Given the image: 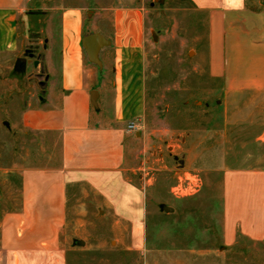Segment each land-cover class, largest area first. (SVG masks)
Listing matches in <instances>:
<instances>
[{
	"label": "rangeland",
	"instance_id": "obj_1",
	"mask_svg": "<svg viewBox=\"0 0 264 264\" xmlns=\"http://www.w3.org/2000/svg\"><path fill=\"white\" fill-rule=\"evenodd\" d=\"M27 5L22 20L28 13L37 17L19 51L0 54V222L3 214L19 209L20 169L47 156L30 151L35 135L21 127V119L46 94V26L58 28L59 10L83 8L90 32L108 36L114 35L116 15L126 14L115 9L140 10L146 75L145 115L125 173L146 190L141 235H132L129 223L81 193L53 260L33 264H264V240L238 233L228 244L223 234L225 172L264 171V92L228 91L223 78L210 74L207 13L186 0H31ZM187 175L198 177L199 188L177 198L172 189Z\"/></svg>",
	"mask_w": 264,
	"mask_h": 264
},
{
	"label": "crops",
	"instance_id": "obj_2",
	"mask_svg": "<svg viewBox=\"0 0 264 264\" xmlns=\"http://www.w3.org/2000/svg\"><path fill=\"white\" fill-rule=\"evenodd\" d=\"M27 1L0 0V54L16 55L37 17L28 13L22 20ZM186 1L208 15L210 74L223 78L228 91L264 92V0ZM59 11L58 28L46 26V94L21 119V127L35 135L30 151L47 156L20 169L19 209L1 217L0 264L52 261L81 193L129 223L132 235L139 237L144 226L146 190L125 174L128 151L140 135L127 126L139 124L146 108L141 12L114 10L126 14L116 15L113 36L100 33L111 45L101 51L99 69L82 45L85 36L99 34L85 25L83 8ZM223 215L226 243L238 233L264 240V171L225 172Z\"/></svg>",
	"mask_w": 264,
	"mask_h": 264
},
{
	"label": "water",
	"instance_id": "obj_3",
	"mask_svg": "<svg viewBox=\"0 0 264 264\" xmlns=\"http://www.w3.org/2000/svg\"><path fill=\"white\" fill-rule=\"evenodd\" d=\"M82 45L88 61L99 69H102L103 65L100 60V53L103 49L109 47L111 42L100 34H90L82 39ZM95 99L96 93L93 94V105L96 107ZM163 210L165 212H173V209L167 207H163ZM79 244H83V242Z\"/></svg>",
	"mask_w": 264,
	"mask_h": 264
},
{
	"label": "built area",
	"instance_id": "obj_4",
	"mask_svg": "<svg viewBox=\"0 0 264 264\" xmlns=\"http://www.w3.org/2000/svg\"><path fill=\"white\" fill-rule=\"evenodd\" d=\"M127 130L129 132H136L139 130V124L135 121L128 123ZM199 188V179L195 175H187L185 179L179 180V183L172 189V193L177 198L189 197Z\"/></svg>",
	"mask_w": 264,
	"mask_h": 264
}]
</instances>
